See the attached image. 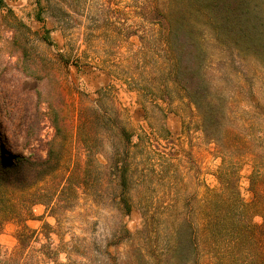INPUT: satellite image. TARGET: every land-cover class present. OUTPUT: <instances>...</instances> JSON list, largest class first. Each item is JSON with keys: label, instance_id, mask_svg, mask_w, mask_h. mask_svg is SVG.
<instances>
[{"label": "trees", "instance_id": "1", "mask_svg": "<svg viewBox=\"0 0 264 264\" xmlns=\"http://www.w3.org/2000/svg\"><path fill=\"white\" fill-rule=\"evenodd\" d=\"M42 1L53 6L51 0H36L39 5ZM97 4V11L112 21L93 27L107 44L138 39L136 50L123 59L125 65L119 58L107 59L113 67L109 73L158 109V101L168 108L179 102L220 159L218 185L206 187L204 199L190 206L191 213L145 214L134 232L120 227L123 235L114 244L127 242L124 264H264V135L259 147L249 137L255 127L264 130V0H132L128 12L132 19L121 27L108 15L110 0ZM15 64L24 78L40 80L28 67H21L18 58ZM48 74L56 91L53 102L41 99L43 91L37 85L20 92L29 101L36 98L42 122L47 120L53 130L51 138L31 137L24 114L16 126L20 142L15 145L7 136L0 142V234L9 220L18 227L15 245L6 252L0 246V264H76L74 245L53 248L46 241L33 246L41 235L49 240L52 228L47 222L40 229L27 224L42 219L33 206L43 203L55 215L66 209L59 195L69 180L65 185L61 178L83 172L64 168L77 134L81 140L80 135L93 129V139L109 133L130 142V133L118 120L120 107L101 110L97 100L93 108L84 101L77 107L68 104L62 83L49 69ZM128 153L123 156L115 149L108 158L118 186L117 204L127 216ZM247 154L252 161L249 203L238 185L239 161ZM176 203L170 206L175 208ZM256 215L260 222L254 221ZM60 252L65 262L58 260Z\"/></svg>", "mask_w": 264, "mask_h": 264}, {"label": "rangeland", "instance_id": "2", "mask_svg": "<svg viewBox=\"0 0 264 264\" xmlns=\"http://www.w3.org/2000/svg\"><path fill=\"white\" fill-rule=\"evenodd\" d=\"M110 1L111 20L120 27L129 23L132 0ZM99 2L51 0L53 6L49 7L43 1L39 5L36 0H0V142L4 136L15 145L20 142L16 126L24 114L30 121L31 137L40 134L44 140L51 138L53 130L47 120L42 122L43 113L35 106L36 98L29 101L20 92L37 85L43 91L41 99L53 102L56 91L48 69L62 83L68 104L72 102L77 107L84 101L93 108L97 100L101 110L111 105L120 107L118 120L130 133V142L109 133L93 139V129L80 135L81 140L77 134L64 168L83 172L81 176L66 173L61 178L65 185L69 180L68 187L59 195L66 209L55 215L47 205L35 204L33 212L42 219H30L27 224L40 229L47 222L52 227L50 239L41 235L39 241L33 242L35 248L46 241L53 248L74 245L72 258L76 264H124L128 244L125 241L114 244L123 235L120 227L134 232L141 227L145 214L191 213L190 206L204 199L206 187L218 185L216 170L220 159L213 143L206 142L196 130L195 122L191 123L189 110L178 107L179 102L168 108L158 101L161 103L158 109L150 99L129 88L121 77L109 73L113 67L107 59L110 62L119 58L125 65L123 59L136 50L138 39L135 36L121 39L111 47L99 31H93L96 25L112 22L97 11ZM108 4L106 1L105 6ZM17 58L21 67H28L27 71L38 74L40 80L24 78L15 66ZM263 135L264 130L255 127L249 137L259 147ZM115 149L123 156L129 152L124 192L131 204L128 216L117 204L118 186L108 160ZM239 167L240 194L249 203L251 156L243 155ZM175 201L176 207H171ZM254 221L260 222L261 218L256 215ZM17 228L13 220L4 224L0 234L3 252L15 245ZM58 260L66 261L63 252Z\"/></svg>", "mask_w": 264, "mask_h": 264}]
</instances>
